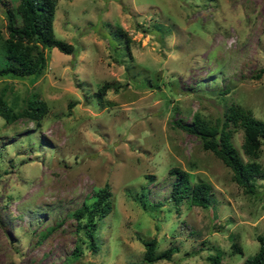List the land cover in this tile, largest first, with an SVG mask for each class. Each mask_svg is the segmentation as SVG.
Listing matches in <instances>:
<instances>
[{"label": "rangeland", "instance_id": "obj_1", "mask_svg": "<svg viewBox=\"0 0 264 264\" xmlns=\"http://www.w3.org/2000/svg\"><path fill=\"white\" fill-rule=\"evenodd\" d=\"M16 1L0 0V38ZM52 27L71 53L44 49L33 79L0 75L13 111L32 93L47 104L38 122L0 116V264H141L139 237L178 247L152 264H211L215 252L247 264L264 233V178L244 192L178 123L194 112L215 123L231 103L264 121V0H56ZM228 127L248 160L242 129ZM255 160L264 170V139ZM172 167L210 183L207 207L168 200ZM105 183L110 210L90 240L71 212Z\"/></svg>", "mask_w": 264, "mask_h": 264}, {"label": "trees", "instance_id": "obj_2", "mask_svg": "<svg viewBox=\"0 0 264 264\" xmlns=\"http://www.w3.org/2000/svg\"><path fill=\"white\" fill-rule=\"evenodd\" d=\"M56 0H17L14 7L4 8L6 18V36L0 38V50L2 58L0 61V75L15 77H30L33 79L43 72L46 66V55L44 49L56 47L64 53H71L72 44L56 38L53 34L52 21L54 18ZM128 40V36L125 37ZM264 72V65L255 73L259 77ZM104 85L98 87L102 93ZM0 94V116L5 120L26 117L38 122L47 111L44 100L32 93L27 97L25 104L13 111V107L7 105ZM178 123V122H177ZM184 130L197 136L202 148L210 150L221 162L227 166L232 178L244 192H254V178H264V170L255 160L258 155L261 141L264 139V121L252 115L251 111L240 105L231 103L224 111L221 119L215 123L205 120L198 112H194L189 124H180ZM238 126L242 129V141L240 148L249 158L243 161L236 148L230 140V128ZM174 174L170 185L168 200L178 203L181 199H188L191 205L207 207L210 203V188L208 181L197 179L190 183L187 172L177 167L168 170ZM109 190L107 183L100 187L95 193V199L91 207L82 202L76 207L71 215L75 219L85 216L83 224L84 233L92 239V231L95 228V217H102L110 210L107 200ZM258 247L255 253L245 259L247 264H264V233L255 236ZM143 245L141 264H152L159 259H170L172 254L178 250L177 245H168L162 250L155 252L156 239L154 237L143 239L139 237ZM92 250L95 244L89 242ZM232 252H239L236 243H231ZM78 247L74 246L72 252L77 253ZM219 255L215 252L209 256L211 264H219Z\"/></svg>", "mask_w": 264, "mask_h": 264}]
</instances>
